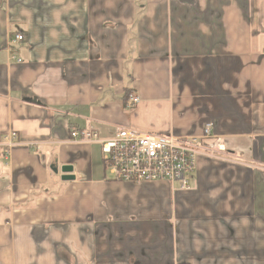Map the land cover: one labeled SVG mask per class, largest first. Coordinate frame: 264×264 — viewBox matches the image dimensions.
Segmentation results:
<instances>
[{"label": "crops", "instance_id": "obj_1", "mask_svg": "<svg viewBox=\"0 0 264 264\" xmlns=\"http://www.w3.org/2000/svg\"><path fill=\"white\" fill-rule=\"evenodd\" d=\"M206 124L190 191L70 137ZM0 264H264V0H0Z\"/></svg>", "mask_w": 264, "mask_h": 264}, {"label": "built area", "instance_id": "obj_2", "mask_svg": "<svg viewBox=\"0 0 264 264\" xmlns=\"http://www.w3.org/2000/svg\"><path fill=\"white\" fill-rule=\"evenodd\" d=\"M23 40L19 34L11 43ZM17 63L20 59L11 57ZM139 102L130 95L127 106ZM70 137L75 142L99 145L105 172L110 180L132 184L166 181L176 184L179 190L192 189L191 177L198 157L222 158L228 155L225 142L213 135L206 124L200 136L175 137L143 132L133 128L118 127L109 138L102 139L90 129H72ZM16 143L15 133L3 137V154L8 156Z\"/></svg>", "mask_w": 264, "mask_h": 264}, {"label": "water", "instance_id": "obj_3", "mask_svg": "<svg viewBox=\"0 0 264 264\" xmlns=\"http://www.w3.org/2000/svg\"><path fill=\"white\" fill-rule=\"evenodd\" d=\"M61 173L63 174L61 177L62 181H70L73 180V176L69 175L71 173V167L65 166L62 168Z\"/></svg>", "mask_w": 264, "mask_h": 264}]
</instances>
